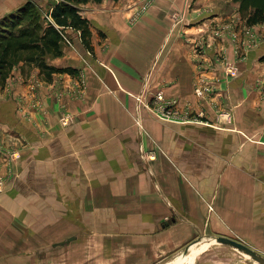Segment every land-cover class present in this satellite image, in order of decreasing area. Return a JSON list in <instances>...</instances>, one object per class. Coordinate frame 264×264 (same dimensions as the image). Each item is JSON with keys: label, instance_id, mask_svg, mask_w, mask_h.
<instances>
[{"label": "crops", "instance_id": "0c3cea01", "mask_svg": "<svg viewBox=\"0 0 264 264\" xmlns=\"http://www.w3.org/2000/svg\"><path fill=\"white\" fill-rule=\"evenodd\" d=\"M25 1L0 0V17ZM33 1L48 11L53 6ZM145 1L80 5L93 50L75 36L62 56L47 57L62 72L44 79L34 68L24 74L36 81L25 77L0 87V131L8 134L0 147L22 149L18 173L0 202L48 204L55 222L50 229L64 227L55 240L77 236L70 251L88 250L91 222L96 251L112 248L128 264H148L204 234L239 236L263 253L264 28L244 59L227 50L239 69L229 78L216 60L218 50L208 45L230 43L213 32L236 11L215 0H150L133 23ZM173 14L183 16L174 26ZM76 77L83 97L74 95L80 91ZM198 85L209 92L196 96ZM158 92L199 119L158 121L143 104ZM152 139L159 148L147 161Z\"/></svg>", "mask_w": 264, "mask_h": 264}, {"label": "rangeland", "instance_id": "374dc122", "mask_svg": "<svg viewBox=\"0 0 264 264\" xmlns=\"http://www.w3.org/2000/svg\"><path fill=\"white\" fill-rule=\"evenodd\" d=\"M50 1L53 4L57 0ZM215 2L217 5H219L220 3H222V5L227 4L228 9H230L233 14L236 11L237 14L232 17L227 23L219 27L222 28V33H220V37L222 36L223 39L229 40L230 43L221 42V44L219 43L218 48L216 47V44H209L208 47L217 49L219 52L218 56L224 57L226 55L227 61L231 63L235 62L237 64L234 59L230 60L228 58V55L226 54L227 50H231L232 54L236 55L237 58H239L238 61L244 59L245 56L250 53V51L255 49V47L260 43L259 40H262V35L260 34V31H257V29L262 30V28H264V23L263 26L262 24H260L255 27L247 25L244 19L241 17L240 13L238 12V3H235L232 0H215ZM205 3L207 5L211 4H209L208 1H206ZM38 7L41 10L42 16L43 14H46L48 12V8L44 9L43 7L41 8V6L39 5ZM235 7H237L236 10H234ZM141 9L142 6H140L136 10L135 14L131 17V21L133 23L136 22L143 14L146 13L147 10L141 12ZM182 18L183 16L181 15L179 22L182 21ZM253 28L256 30V32L255 30H253ZM64 35L68 40H70L72 45H68L65 42L63 45L70 48L73 47V37L78 36L80 40L79 32L73 31L71 29L66 30ZM223 50L225 51V54ZM33 69L34 67L32 66L24 65L21 63L15 64L12 67L4 84L13 85L18 79H24L25 77H27L28 80H31L34 77L30 75H25L24 73L33 71ZM69 69L77 68L70 67ZM18 70H20V72H22L24 75H17L16 72ZM72 74L74 76L75 72ZM41 76L44 77V79L47 78L45 74H42ZM40 78L38 80H41ZM76 79H78V82L80 84L78 85L80 91L79 89L76 90V94L74 95L77 96L76 98L83 97L84 89L81 85L80 77H76ZM36 80V78L33 79V81ZM206 93H204L203 96ZM163 98H165L164 95ZM165 102L166 104L168 102H174V106L176 108L174 112L176 115L170 116V119H164L161 117L160 113H158L159 106L161 105H158L156 110L155 108L145 109L158 121L160 120L177 124L186 123L187 121H197L196 118L198 117L192 114L191 111H188L187 109H179L178 107H176V99L165 98ZM136 125L139 131L142 130V126L139 121H136ZM1 133L2 132L0 131V139L4 140V137H7L8 134L5 133L7 134V136H3ZM150 143L153 147L144 150L145 159L147 161L155 159L156 149L159 148L157 141L152 139ZM9 144L10 143H8L7 145ZM7 147L8 149L15 148L14 144H10ZM21 150H18L19 156L15 157L13 164H11L9 167L1 165L0 177L4 178L5 183L4 186L0 189V197L4 196L5 193H7L9 187L6 188V186L18 173L17 164L22 156ZM150 153L154 154L153 159H150L148 157ZM48 211H50L48 204L38 209V207H36L32 202H0V264H103V262H101V259L104 258L109 260V257L112 258V260L104 262V264H128L127 261L121 260L127 258V256H120L118 251L113 252L112 248L111 253H102L96 251V241L98 240V238L96 235L91 234V230L92 228H94V225L91 224V222L90 235L88 237V250L70 251L68 249L70 244L68 243L70 242V240H72L71 238L75 239L77 238V236H63L58 241L55 240L56 236L54 235V233L57 231H61L64 227L62 225V227L55 226L50 229V227L54 225L55 222L54 220H50L48 218ZM60 222L62 224L64 223V221ZM213 236L214 235L206 234L192 236L176 250L165 253L164 256H158L154 258L151 262H148V264H165L176 257L186 255L192 246H198L202 243H208V245L204 250H202L200 254H198L193 264H257L245 254L239 252L237 249L209 240ZM226 237H230L240 241L239 236L236 237L233 235H229ZM106 239L107 237H105V240ZM126 239L127 238L124 239V237H117L118 241L123 240L127 242ZM74 247H76V245H74ZM186 247H188L187 251H185ZM261 254L264 255V252Z\"/></svg>", "mask_w": 264, "mask_h": 264}, {"label": "trees", "instance_id": "16d2710c", "mask_svg": "<svg viewBox=\"0 0 264 264\" xmlns=\"http://www.w3.org/2000/svg\"><path fill=\"white\" fill-rule=\"evenodd\" d=\"M89 1L103 0H57L43 16L37 3L26 0L15 11L0 17V86L19 63L39 69L47 79L62 72L48 65L47 57L62 56L64 33L68 29L79 32L83 48L91 52L90 23L80 10V5ZM232 1L238 3V12L247 25L264 23V0Z\"/></svg>", "mask_w": 264, "mask_h": 264}, {"label": "built area", "instance_id": "2783aa9c", "mask_svg": "<svg viewBox=\"0 0 264 264\" xmlns=\"http://www.w3.org/2000/svg\"><path fill=\"white\" fill-rule=\"evenodd\" d=\"M151 5V1L150 0H147L143 3L142 5V9H141V12L142 11H145L147 10V8ZM139 14V13H138ZM181 16L178 15V14H173L172 15V19H173V26L176 25L179 20H180ZM220 33H222V28H217L215 29V31L213 32V35L214 37L216 38H220ZM217 35V36H216ZM260 41V40H259ZM258 41V42H259ZM64 42L67 43L68 45H72L70 40H68L65 35H64ZM222 52V51H220ZM224 54H225V51L223 50ZM218 53H216L215 57H216V60L217 62H219L223 69H224V72L225 74L231 78V77H236L238 75V67L236 66L237 64L235 62L231 63L229 61H227V58H226V55L224 57L222 56H218ZM195 94L196 96L198 97H202L204 93H206L207 91H209L208 88L204 87V86H196L195 87ZM144 106L147 108V109H152V108H155V110L157 109L158 105H161L159 106V112L161 117L164 118V119H170V116H173V115H176L174 112L176 110L175 106H174V102H168L166 104L165 102V98H163V93L162 92H158L155 94V96L151 99L150 102H147V103H143ZM62 121V124L63 125H67L70 120H69V117L68 116H65L61 119ZM0 153H2V160H0V170H1V165L2 166H7L9 167L11 164H13V161L15 160V157H18L19 156V151L17 149H7V150H4L2 147H0ZM150 159H153L154 158V154L150 153L149 156H148ZM4 178L0 177V189L4 186Z\"/></svg>", "mask_w": 264, "mask_h": 264}, {"label": "water", "instance_id": "95a60500", "mask_svg": "<svg viewBox=\"0 0 264 264\" xmlns=\"http://www.w3.org/2000/svg\"><path fill=\"white\" fill-rule=\"evenodd\" d=\"M209 240L237 249L239 252L251 258L255 263L264 264V255L239 240L222 235H215ZM187 250L188 247H186L185 251Z\"/></svg>", "mask_w": 264, "mask_h": 264}, {"label": "bare ground", "instance_id": "6f19581e", "mask_svg": "<svg viewBox=\"0 0 264 264\" xmlns=\"http://www.w3.org/2000/svg\"><path fill=\"white\" fill-rule=\"evenodd\" d=\"M208 243H202L198 246H192L186 255L176 257L165 264H193L195 258L207 247Z\"/></svg>", "mask_w": 264, "mask_h": 264}]
</instances>
